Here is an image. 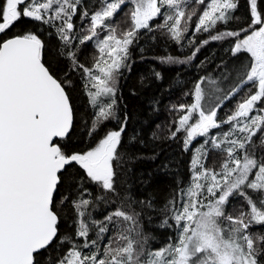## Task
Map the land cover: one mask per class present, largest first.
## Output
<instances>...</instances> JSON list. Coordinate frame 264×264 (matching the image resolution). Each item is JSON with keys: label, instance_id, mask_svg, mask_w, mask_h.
I'll list each match as a JSON object with an SVG mask.
<instances>
[{"label": "snow or ice", "instance_id": "obj_1", "mask_svg": "<svg viewBox=\"0 0 264 264\" xmlns=\"http://www.w3.org/2000/svg\"><path fill=\"white\" fill-rule=\"evenodd\" d=\"M212 42L228 58L176 73L156 125L187 175L166 161L168 191L138 196L153 178L132 167L126 80L147 59L190 67ZM0 264H264V0H0Z\"/></svg>", "mask_w": 264, "mask_h": 264}, {"label": "trees", "instance_id": "obj_2", "mask_svg": "<svg viewBox=\"0 0 264 264\" xmlns=\"http://www.w3.org/2000/svg\"><path fill=\"white\" fill-rule=\"evenodd\" d=\"M245 11L244 7L241 6L240 13L243 14ZM24 23H28L25 21ZM201 39L203 37H200ZM199 43V40L197 41ZM224 45L218 42H212L209 45L205 46L198 53L195 61L190 67L180 65V66H167L157 63L153 59H147L143 62H137L133 66V70L130 76H128L124 94L127 98V103L136 107L138 118L135 119L130 124V131L133 128L140 129L139 138L143 140L141 145L139 142H133L130 151L133 154L142 155V159L135 160L132 164V167L137 175H143L145 179H148L149 174L152 176V182L149 183L146 187H140L136 185L138 196H147L149 194H155L157 197H162L165 192L168 191L167 185L171 184L168 176L157 170L158 166L166 161H172L170 165L174 170L179 171L180 173L187 175V168L189 165L190 154L182 152L181 144L179 141H169L164 139L166 134L165 131L157 130L156 125L161 124V122L166 123V111L165 106L168 101L175 100L178 93L172 92L171 94L165 93L163 91L164 85L168 84L169 80L176 75V73H181V76L184 79H192L193 74L196 72V65L200 63L201 60H204L205 57H209L212 60V63L207 65L209 71H211L215 63L228 57L223 51ZM169 52L174 56H186L190 54V49H186L183 52L177 50L175 44L169 45ZM164 51L161 50V45L158 42L153 46V49H150L147 53L149 57L152 56H163L166 55ZM48 59L54 60V57L51 54H48ZM152 67H155L157 70H160L164 76V81L158 83L154 78H148L145 80L147 87L142 88L139 84V77L141 74L148 77V73ZM202 74V73H201ZM134 88L138 93V98H132L128 94V89ZM163 95V101L160 107L158 114L153 115L150 113L147 102L154 96ZM83 103V100H81ZM236 103V100L233 99L228 104L225 105V108L221 111L220 115L224 114V111H227L233 104ZM143 121V123H141ZM163 128V124H162ZM156 131L157 135L160 136V139H154L152 133ZM158 153V155H156ZM156 158L153 159L152 157ZM154 223L146 224L145 227L155 236L158 240L163 242L168 235H170V229H161L159 227V219L154 217Z\"/></svg>", "mask_w": 264, "mask_h": 264}, {"label": "rangeland", "instance_id": "obj_3", "mask_svg": "<svg viewBox=\"0 0 264 264\" xmlns=\"http://www.w3.org/2000/svg\"><path fill=\"white\" fill-rule=\"evenodd\" d=\"M234 105V104H233Z\"/></svg>", "mask_w": 264, "mask_h": 264}]
</instances>
